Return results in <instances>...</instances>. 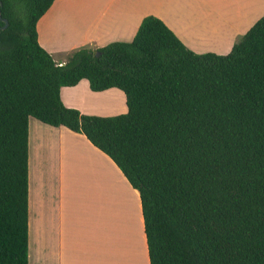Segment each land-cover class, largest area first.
Masks as SVG:
<instances>
[{
	"label": "trees",
	"instance_id": "trees-1",
	"mask_svg": "<svg viewBox=\"0 0 264 264\" xmlns=\"http://www.w3.org/2000/svg\"><path fill=\"white\" fill-rule=\"evenodd\" d=\"M55 0H0V264H29V120L84 134L139 192L150 264H264V16L227 54L197 53L159 17L131 41H38ZM5 22L0 18V26ZM82 79L126 113L68 107Z\"/></svg>",
	"mask_w": 264,
	"mask_h": 264
},
{
	"label": "crops",
	"instance_id": "crops-1",
	"mask_svg": "<svg viewBox=\"0 0 264 264\" xmlns=\"http://www.w3.org/2000/svg\"><path fill=\"white\" fill-rule=\"evenodd\" d=\"M147 15L162 19L197 53L227 54L264 16V0H55L37 23L38 41L64 64L79 48L131 41ZM61 98L85 114L128 111L123 90L93 91L87 79L62 87ZM92 185L106 203L104 235L100 224L86 223L85 206L75 199ZM117 186L127 195L123 207ZM128 187L140 199L113 159L84 134L30 117L29 264H128Z\"/></svg>",
	"mask_w": 264,
	"mask_h": 264
},
{
	"label": "rangeland",
	"instance_id": "rangeland-1",
	"mask_svg": "<svg viewBox=\"0 0 264 264\" xmlns=\"http://www.w3.org/2000/svg\"><path fill=\"white\" fill-rule=\"evenodd\" d=\"M84 100V97H81L80 102H83ZM110 184H112V182H110ZM117 187L119 188L117 195H119V198L122 197L121 201L123 207L127 201L125 197L127 195L123 188L119 186ZM129 190L130 187H128V218H125L126 220H124L123 223L125 228H128V232H125V234L128 235V264H149L148 251L146 250L144 223L142 222L143 215L140 204L141 200L129 192ZM81 191L82 189L77 191V198L75 196V199L77 202L79 201V206L81 205V202H83L82 207L84 208L85 206L84 214L86 223L91 220V223L93 222L96 227L100 224L102 227L101 233L104 235V228L106 226V221L104 219L106 203H103L104 197L99 199L97 196V190L95 187L93 188V185L91 186V189L86 187L83 192ZM90 215L91 218H89Z\"/></svg>",
	"mask_w": 264,
	"mask_h": 264
},
{
	"label": "water",
	"instance_id": "water-1",
	"mask_svg": "<svg viewBox=\"0 0 264 264\" xmlns=\"http://www.w3.org/2000/svg\"><path fill=\"white\" fill-rule=\"evenodd\" d=\"M0 18L5 22L4 25L0 26V29H5L6 27H8L9 22H8L7 19H3V18H2L1 10H0Z\"/></svg>",
	"mask_w": 264,
	"mask_h": 264
},
{
	"label": "bare ground",
	"instance_id": "bare-ground-1",
	"mask_svg": "<svg viewBox=\"0 0 264 264\" xmlns=\"http://www.w3.org/2000/svg\"><path fill=\"white\" fill-rule=\"evenodd\" d=\"M118 192V191H117ZM121 196V195H120ZM117 197H119V196H117ZM122 197H120V199H121ZM117 199V198H116ZM119 205V204H118ZM120 227H121V225H119ZM121 238V237H120Z\"/></svg>",
	"mask_w": 264,
	"mask_h": 264
}]
</instances>
